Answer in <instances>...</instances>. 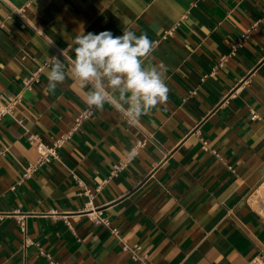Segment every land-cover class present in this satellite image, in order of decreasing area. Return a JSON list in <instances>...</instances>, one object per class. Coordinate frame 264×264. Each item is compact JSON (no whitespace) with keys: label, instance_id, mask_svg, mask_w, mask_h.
<instances>
[{"label":"crops","instance_id":"obj_1","mask_svg":"<svg viewBox=\"0 0 264 264\" xmlns=\"http://www.w3.org/2000/svg\"><path fill=\"white\" fill-rule=\"evenodd\" d=\"M263 18L264 0H0V103L14 104L0 120V264H138L113 227L154 264L264 256ZM82 29L146 33L150 62L168 68L167 102L130 124L107 104L89 109L70 76L50 90L51 57L70 68ZM70 131L25 176L39 156L28 134L52 144ZM98 208L110 226L90 218Z\"/></svg>","mask_w":264,"mask_h":264},{"label":"clouds","instance_id":"obj_2","mask_svg":"<svg viewBox=\"0 0 264 264\" xmlns=\"http://www.w3.org/2000/svg\"><path fill=\"white\" fill-rule=\"evenodd\" d=\"M71 44L74 59L67 70L63 60L51 57L47 73L50 90L70 76L87 89L84 102L89 109L102 111L107 104L130 124L167 102L168 68L163 62H150L154 41L146 33L138 36L123 29L122 35L115 36L109 30L86 33L82 29ZM65 51L61 49L60 55L64 57Z\"/></svg>","mask_w":264,"mask_h":264},{"label":"built area","instance_id":"obj_3","mask_svg":"<svg viewBox=\"0 0 264 264\" xmlns=\"http://www.w3.org/2000/svg\"><path fill=\"white\" fill-rule=\"evenodd\" d=\"M24 10V9H22ZM23 11L18 10V13L23 16ZM264 19V18H263ZM261 20H257L254 22L250 27H248L245 31L242 32V34L238 37L237 41L233 45V49L231 53H234V51L242 46L244 42L251 36L252 32L257 30L258 24ZM171 32V31H170ZM169 32V33H170ZM228 55H224L221 58L220 64H223V61L226 60ZM43 66L39 67L38 70L34 72V74L25 80L26 86H31L33 81L37 79L38 75L42 71ZM191 92H195L192 90ZM14 104L11 103L9 105H4L0 103V120L3 115L10 113L13 111ZM90 114V110H86L83 112L80 116L77 117L76 123L74 126V130L80 129L81 124L83 123V120L88 117ZM72 131L67 132L60 136L58 139H56L52 144L45 143L42 138L38 134L30 133L28 134L27 138L31 144H33L39 153V156L36 160V162L31 163L26 168L25 176H30L31 173L36 171L40 166L44 165L45 163L51 161L53 158L58 157V148L62 146V144L68 140L71 136ZM145 145V140H138L136 144L130 149L127 158L125 160H122L113 166V173L117 174L119 171L123 170L125 166L138 154L139 149ZM207 142H204V148H207ZM90 218L96 223V224H104L106 226H110V221L108 218H106L103 215V211L101 209H94L90 212ZM20 222L23 226H25V220L23 218H20ZM112 233L117 236L121 242L122 247L124 251H127L131 258L136 261L138 264H154L153 261L149 259V255L145 250L143 249V246L140 243H134L131 244L128 241L124 240L120 235V230L117 227L111 228ZM29 243L27 240L26 243ZM44 255H46L49 259H51V255L48 253H45L42 251ZM52 264H57L53 263ZM248 264H264V256L259 255L254 257Z\"/></svg>","mask_w":264,"mask_h":264}]
</instances>
